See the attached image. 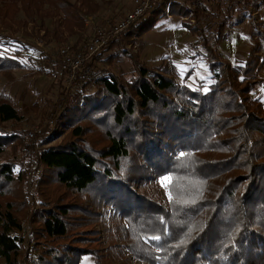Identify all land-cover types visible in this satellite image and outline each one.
Returning a JSON list of instances; mask_svg holds the SVG:
<instances>
[{"label": "trees", "instance_id": "16d2710c", "mask_svg": "<svg viewBox=\"0 0 264 264\" xmlns=\"http://www.w3.org/2000/svg\"><path fill=\"white\" fill-rule=\"evenodd\" d=\"M45 5L47 12L69 22L82 20L69 0H0V17L10 19L23 11L35 19ZM173 6L170 11L178 12ZM248 6V0H212L184 10L197 19L212 74L209 85L181 86L164 72L139 66L128 79L97 72L68 88L62 103L69 136L38 153L44 167L39 185L51 183L63 192L54 199L42 192L45 198L32 218L34 243L27 264H80L85 256H92L93 264H108L90 227L100 221L103 205L121 220L117 226L130 252L152 264H264V102L251 96L263 82L258 74L264 52L255 54L254 48L234 66L217 48L226 24ZM213 18L218 19L214 30L201 25ZM131 29L94 60L111 58L107 51L117 49ZM25 49L0 35V75L25 67ZM17 118L16 108L0 98V124ZM2 132L0 128V155L13 139ZM161 177L170 178L167 204L155 189L148 190ZM21 180L12 163L0 162L2 197L11 195ZM6 203L0 209V259L18 264L22 224L11 202Z\"/></svg>", "mask_w": 264, "mask_h": 264}, {"label": "rangeland", "instance_id": "374dc122", "mask_svg": "<svg viewBox=\"0 0 264 264\" xmlns=\"http://www.w3.org/2000/svg\"><path fill=\"white\" fill-rule=\"evenodd\" d=\"M69 1L80 10L82 15L80 22H69L61 14L47 12L49 11L47 5L41 17L37 16L35 19H30L23 11L10 19L0 17V35L26 45L23 56L25 67L13 71L8 77L0 75V98L9 101L18 113L16 120L0 124L4 135L13 136L0 155V162L12 163L15 174L20 172L22 175L19 185L15 186L12 192L10 191L11 195L5 197L0 195V209L6 207V202H11L12 209L15 210L22 224L20 234L24 238V248L18 257V264H27L32 257L31 247L34 243L35 229L32 218L45 198L42 192L53 199L63 192L51 183L39 185L44 167L38 163V153L41 149L62 143L70 133L66 125L67 110L62 103L69 89L64 82L51 78V72L58 61V52L64 46L82 48L89 41L95 24L103 26L107 20H118L131 9L132 3V0ZM175 1L176 5L172 6L178 12H171L172 6L169 4L147 14L131 27V33L127 37H122L118 41L117 49L111 47L107 51L108 54H112L111 58L106 59V62L93 59V75L97 72H113L128 79L136 74L137 67L143 66L166 73L181 86H194L198 83L209 85L212 82V74L209 71L203 44L199 42L202 35L196 30L197 19L193 11L187 16L184 15V10L193 9L194 6L188 0ZM248 1L249 6L246 11L236 20L226 24L223 38L228 34L241 37L242 28L239 26L243 23L250 24L260 36H264V0ZM224 14L222 11L221 16ZM217 21L218 19L213 18L208 24L203 20L201 25L214 30L217 27L214 23ZM248 30L250 35L252 28ZM260 36L258 44L263 45L264 38ZM231 47L232 45L228 44L226 49L231 50ZM217 48L224 59L223 54L226 55V49L220 43ZM25 56L32 57L35 61L30 62ZM238 63L241 62L232 65ZM262 72L264 75V71ZM262 72L258 77L261 78ZM247 79L252 80L251 76ZM243 84L240 83V86ZM251 96L259 97L264 102V82L255 85ZM36 128H40L42 132L30 138L28 132ZM163 178L153 180L148 190L155 189L157 198L167 204L168 193L165 184L161 183ZM78 197L85 199L84 194ZM99 210L100 221L90 227L96 230L100 240L99 249L101 254L107 257L108 264H152L130 252L126 245L128 241L121 239L117 226L121 220L112 210L105 205ZM93 262L92 256H85L80 264H93ZM0 264H5L2 259Z\"/></svg>", "mask_w": 264, "mask_h": 264}, {"label": "built area", "instance_id": "2783aa9c", "mask_svg": "<svg viewBox=\"0 0 264 264\" xmlns=\"http://www.w3.org/2000/svg\"><path fill=\"white\" fill-rule=\"evenodd\" d=\"M195 6L209 5L212 0H189ZM166 0H132L131 9L116 21L107 20L103 26L95 24L92 35L82 48L64 46L58 52V61L51 72L53 80L62 81L67 88L75 81L88 80L94 73L92 61L95 56L105 49L110 42L127 32L147 14L160 9ZM170 3H167L168 6ZM42 130L36 128L28 132L30 138L40 134Z\"/></svg>", "mask_w": 264, "mask_h": 264}, {"label": "crops", "instance_id": "0c3cea01", "mask_svg": "<svg viewBox=\"0 0 264 264\" xmlns=\"http://www.w3.org/2000/svg\"><path fill=\"white\" fill-rule=\"evenodd\" d=\"M239 27L242 28L241 37H239L238 35L233 36V35L228 34L220 42L222 47L225 49L228 44L232 45L231 50L226 49L227 51L226 55L223 54L224 59H226L231 64L236 63V62H244L247 59L250 52L252 51V49L256 47L258 48H257V51L255 50L254 52L255 54H262L263 53L262 50H264V43L263 45L258 44L260 43L258 40V37L260 35L259 33L256 32L257 31L256 29L254 30L250 24H245V23L241 24ZM248 28H252L250 35H249ZM260 37L262 39L264 38V36H260ZM262 71H264V69ZM261 78L264 79L263 72H262Z\"/></svg>", "mask_w": 264, "mask_h": 264}, {"label": "snow or ice", "instance_id": "6c2138e0", "mask_svg": "<svg viewBox=\"0 0 264 264\" xmlns=\"http://www.w3.org/2000/svg\"><path fill=\"white\" fill-rule=\"evenodd\" d=\"M182 74H183V70H182ZM180 155H181V156H184L185 153H181ZM169 181H170V178H169V177H164V178L162 179L161 183H162V184H167ZM150 239H156V240H158V239H160V237H150ZM183 243H184V241H181V244H183Z\"/></svg>", "mask_w": 264, "mask_h": 264}]
</instances>
